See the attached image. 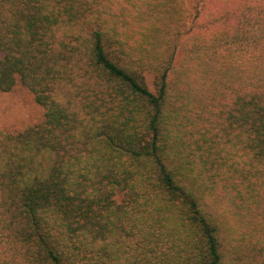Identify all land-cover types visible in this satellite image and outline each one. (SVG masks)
I'll use <instances>...</instances> for the list:
<instances>
[{"label": "trees", "instance_id": "1", "mask_svg": "<svg viewBox=\"0 0 264 264\" xmlns=\"http://www.w3.org/2000/svg\"><path fill=\"white\" fill-rule=\"evenodd\" d=\"M0 264H264V0H0Z\"/></svg>", "mask_w": 264, "mask_h": 264}, {"label": "rangeland", "instance_id": "2", "mask_svg": "<svg viewBox=\"0 0 264 264\" xmlns=\"http://www.w3.org/2000/svg\"><path fill=\"white\" fill-rule=\"evenodd\" d=\"M42 118L43 109L20 86L11 92H0L1 128L19 130L41 121Z\"/></svg>", "mask_w": 264, "mask_h": 264}]
</instances>
